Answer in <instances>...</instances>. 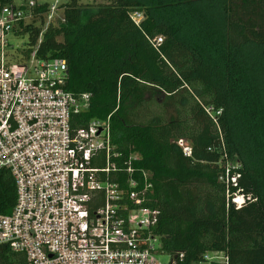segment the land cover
<instances>
[{
  "label": "trees",
  "instance_id": "1",
  "mask_svg": "<svg viewBox=\"0 0 264 264\" xmlns=\"http://www.w3.org/2000/svg\"><path fill=\"white\" fill-rule=\"evenodd\" d=\"M49 7L37 3L22 24L30 39L22 52L38 45V57L64 58V87L91 93L78 124L111 115L112 143L152 173L146 205L160 211L155 233L169 264H200L207 252L264 264V0H68L44 28ZM207 107L221 111L218 122ZM227 163L236 184L220 180ZM238 192L247 198L240 208L231 202ZM16 199L13 175L0 168V214ZM0 264L26 257L0 245Z\"/></svg>",
  "mask_w": 264,
  "mask_h": 264
},
{
  "label": "built area",
  "instance_id": "2",
  "mask_svg": "<svg viewBox=\"0 0 264 264\" xmlns=\"http://www.w3.org/2000/svg\"><path fill=\"white\" fill-rule=\"evenodd\" d=\"M36 5H0V168L11 172L17 190L11 212L0 214V245L24 254L26 264H166L158 257L161 242H154L160 211L146 205L152 173L132 165L138 154L124 158L112 143L111 115L78 124L91 93L64 87V58H40L38 45L24 56L28 47L10 43L33 21ZM49 8L44 28L63 16L51 19ZM131 17L139 23L143 15ZM206 109L218 122L221 111ZM178 145L191 153L184 139ZM231 168L227 163L220 180L236 184ZM246 200L240 192L231 196L236 208ZM226 262L222 253L207 252L200 264Z\"/></svg>",
  "mask_w": 264,
  "mask_h": 264
},
{
  "label": "rangeland",
  "instance_id": "3",
  "mask_svg": "<svg viewBox=\"0 0 264 264\" xmlns=\"http://www.w3.org/2000/svg\"><path fill=\"white\" fill-rule=\"evenodd\" d=\"M28 0H13V3L16 5H20L22 3L27 2ZM68 0H36L37 3L42 4V3H48L51 8H53V17L51 19H55L59 14H62L63 10L60 8V3L65 2ZM108 0H79V2L82 5H88V4H99V3H105ZM47 19H50V16L47 17ZM10 43L14 46V48H27L29 46V35L28 34H23V35H17V36H10L9 37ZM21 50V49H20ZM154 242L156 245L159 246V239H155ZM159 259L166 263L169 264L171 260V256L166 254V253H158Z\"/></svg>",
  "mask_w": 264,
  "mask_h": 264
}]
</instances>
